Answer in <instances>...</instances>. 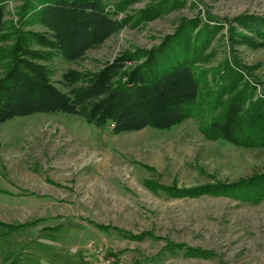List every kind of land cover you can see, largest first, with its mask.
Here are the masks:
<instances>
[{
  "label": "rangeland",
  "instance_id": "1",
  "mask_svg": "<svg viewBox=\"0 0 264 264\" xmlns=\"http://www.w3.org/2000/svg\"><path fill=\"white\" fill-rule=\"evenodd\" d=\"M24 2L1 1L5 36L0 41V76L7 64L2 56L21 34L48 32L36 22L21 21ZM104 2L123 26L78 60H66L55 51L50 60L40 61L48 65L54 84L66 92V72H94L124 55L132 57L122 61L128 70L143 61L134 55L161 45L182 22L197 29L209 23L199 46L206 47L195 65L200 71L195 109L173 127L120 134L65 112L1 123L5 253L0 264H94L99 258L85 248L89 240L105 246L118 264H264V192L249 200L218 193L173 196L163 190L264 179V137L244 139L260 133L252 129L264 123V114L258 118L264 100L261 111L252 106L264 98V36L237 23L241 16L264 17V0ZM231 26L247 38L233 34ZM23 43L51 51L30 40ZM229 64L245 78H239V88L246 79L254 85L248 87L234 140L213 138L208 129L233 95ZM253 183L250 188L256 189ZM25 223L33 224L22 227ZM74 248L79 250L72 252Z\"/></svg>",
  "mask_w": 264,
  "mask_h": 264
},
{
  "label": "trees",
  "instance_id": "2",
  "mask_svg": "<svg viewBox=\"0 0 264 264\" xmlns=\"http://www.w3.org/2000/svg\"><path fill=\"white\" fill-rule=\"evenodd\" d=\"M1 1L6 0H0V41L5 36V8ZM104 1L25 0L21 21L27 24L36 22L47 28L48 32L32 30L21 34L20 39L2 56L7 64L4 74L0 76V124L18 116L65 112L80 115L97 127L110 126L113 133L120 134L149 126L170 128L192 115L195 109L193 104L200 91V71L195 65L202 58V49L206 47L205 45L201 52L199 46L210 28L209 23L197 29L195 24L182 22L175 33L168 35L161 45L140 50L134 55L143 61L128 70L125 69L126 63L122 61L125 58L131 60L132 57L124 55L94 72H66L63 75V82L68 87L66 92L54 84L48 65L40 61L50 60L55 51L66 60H78L123 26L122 22L115 20L106 10ZM157 11L155 9L154 14ZM237 21L239 25L257 32L258 36H264V17L246 15L238 17ZM230 30L233 34L246 37L243 33H237L234 26ZM24 40L50 48L51 51L31 48L23 43ZM228 67L231 70L228 86L232 88L233 95L228 99L225 111L208 125V129L213 138L234 140L236 129H239L236 126L238 118L247 101L248 87L253 89L254 85L246 79L245 85L239 88V78H245L235 66L229 64ZM258 100L252 106L261 111L264 98ZM263 114L264 109L263 113L259 112L258 118ZM252 130L260 133L256 134L257 137L249 134L244 139L257 140L264 137V123ZM251 182L184 190L168 187L162 189L173 196L218 193L249 200L260 199L264 192V179L258 182L254 179ZM253 182L256 183V189L250 188ZM32 224L25 223L21 226ZM99 227L109 229L105 225ZM172 245L174 248L184 247ZM191 251L192 248L188 247L186 252L190 254Z\"/></svg>",
  "mask_w": 264,
  "mask_h": 264
},
{
  "label": "built area",
  "instance_id": "3",
  "mask_svg": "<svg viewBox=\"0 0 264 264\" xmlns=\"http://www.w3.org/2000/svg\"><path fill=\"white\" fill-rule=\"evenodd\" d=\"M85 248L99 258L98 262L94 264H118L117 258L114 254L109 253L105 246L98 244L95 240H89L86 243ZM72 251L75 252L77 249L74 248Z\"/></svg>",
  "mask_w": 264,
  "mask_h": 264
},
{
  "label": "crops",
  "instance_id": "4",
  "mask_svg": "<svg viewBox=\"0 0 264 264\" xmlns=\"http://www.w3.org/2000/svg\"><path fill=\"white\" fill-rule=\"evenodd\" d=\"M3 226H5V223L2 221V220H0V263L2 262V260H1V258L3 257V255H4V253H5V251H4V233H5V230H4V227ZM6 232H10V233H13V231H12V229L11 228H8V231H6ZM12 236V235H11ZM11 239H12V237H11ZM7 243H13V241H9V242H7ZM10 250V247H9V249H7V251H9ZM71 250H73V249H71ZM79 250V249H78ZM77 250V251H78ZM77 251H75V252H77ZM83 251V250H82ZM73 252V251H72ZM87 258V257H86ZM82 261V260H81ZM73 264H79V262L78 261H75V262H73Z\"/></svg>",
  "mask_w": 264,
  "mask_h": 264
}]
</instances>
